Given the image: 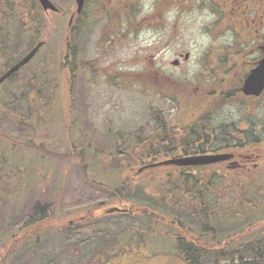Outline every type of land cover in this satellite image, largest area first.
Instances as JSON below:
<instances>
[{
	"label": "rangeland",
	"instance_id": "obj_1",
	"mask_svg": "<svg viewBox=\"0 0 264 264\" xmlns=\"http://www.w3.org/2000/svg\"><path fill=\"white\" fill-rule=\"evenodd\" d=\"M17 1L24 12L28 1ZM51 1L61 14L42 11L38 40L33 23L20 38L9 36L5 52L0 47L1 75L37 41H46L17 78L0 87V264H70L76 258L81 264L105 259L109 264H168L169 222L193 209L182 199L184 183L165 182L163 169L139 171L161 161L169 149L156 137L159 111H170L164 114L167 119L175 117L171 103L156 96L155 87L168 81H157L155 71L198 86L195 75L201 71L195 65L176 70L172 63L186 53L190 62L208 60L210 38L202 31L206 23L180 21L175 29L170 13L160 21L157 0H117L119 7L86 6L69 27L76 0ZM100 7L115 16L112 22L97 14ZM79 26L84 29L76 42L72 30ZM81 61L87 70L79 80ZM92 62L98 70L88 65ZM29 78L32 90L26 95ZM191 172L196 176L203 171ZM259 172L199 185L212 203L238 208L241 216L230 220L239 225L252 218L243 195L261 197L258 210L264 213V168ZM168 188L175 189L173 198L166 197ZM178 199L181 207L174 209ZM37 204V223H24ZM129 207L132 213L114 210ZM256 215L253 229L238 232L245 241L263 237L264 215ZM75 225L79 237L90 240L81 249L67 241ZM105 244V256L96 261L93 256ZM138 251L143 257L135 260ZM155 254V260L147 259Z\"/></svg>",
	"mask_w": 264,
	"mask_h": 264
},
{
	"label": "flooded vegetation",
	"instance_id": "obj_2",
	"mask_svg": "<svg viewBox=\"0 0 264 264\" xmlns=\"http://www.w3.org/2000/svg\"><path fill=\"white\" fill-rule=\"evenodd\" d=\"M115 1L86 0L85 6L111 5ZM157 1L160 21L164 20V14L170 13L175 29L180 21H205L202 31L210 38V45L206 61H186L181 54L180 59L172 63L176 70L195 65L201 71L195 75L201 81L196 87L155 71L157 81H168L161 89L155 87L156 96L160 101H169L175 111L171 119L164 115L170 111H159L156 137L176 150L214 149L232 155L229 161L215 165L177 167L174 179L223 181L258 175L264 168V88L253 95L244 91L253 72L264 61V0ZM113 6L119 7L117 3ZM95 64L88 65L95 68ZM79 70V80H82V72L87 69L81 66ZM20 71L7 81L16 79ZM146 76L147 73L142 75ZM257 80H264V71ZM31 90L29 78L25 94ZM184 113L189 118H181ZM194 169L203 172L194 176L191 172Z\"/></svg>",
	"mask_w": 264,
	"mask_h": 264
},
{
	"label": "trees",
	"instance_id": "obj_3",
	"mask_svg": "<svg viewBox=\"0 0 264 264\" xmlns=\"http://www.w3.org/2000/svg\"><path fill=\"white\" fill-rule=\"evenodd\" d=\"M27 1L29 6H27L26 10L22 12L19 9L21 4L17 3V0H0V47L3 48V52H5V48L8 46L7 41L11 34H15L18 38H20L26 30L29 28L33 29V23L34 30L36 32L34 39L38 40L40 37V26L42 25L44 19L42 10L36 0ZM100 8L101 10L97 14L105 18L107 17V19L111 21V13L106 12L105 7ZM83 29L84 28L82 26H79L78 28L75 27L72 30L74 41H76V39L81 35ZM27 36L28 35L25 37L26 41ZM18 40L20 41L21 39ZM19 44L20 43H18V48L15 47L14 49L16 50V53L19 51ZM29 44L30 43L27 41V44L25 43V47H28ZM1 54L2 51L0 50V55ZM5 61L8 63L9 58ZM7 65H9V63ZM159 145L165 146V143L160 142ZM166 145L169 149L167 151L165 150V155H163L164 158L161 161L169 159L177 153L183 154L186 157H195L196 155L206 156L205 158H209L208 160L210 161L217 160L221 155V151L214 149H180L179 151H176V149L170 147L169 143ZM25 147L31 148L32 145L26 144ZM33 149L40 151L37 147H33ZM165 167L161 172V174H163L161 179L165 182L184 183L185 189L182 199L186 206L193 209L192 213H187V215L184 213L181 217H178L176 221L171 220L169 222V225L173 230V234L171 239H169L172 241V245L170 246V257L167 260L168 264H174L173 262L175 260H177L180 264H264V234L262 238L255 237L252 241H245L244 239L246 237H243V234L238 233L243 230H249L250 227L253 229L252 225L254 221L259 219L258 215H256L257 213L264 215V213L258 210L262 209L263 206L261 197L255 194L249 196L248 199V197L243 195L241 191L237 193L238 198H241L243 195L242 203H244L245 208L250 210L248 213L252 217L248 221H243L237 225V223H233L230 219L239 217L238 213L240 214V211L237 210L238 208L235 207L236 210L231 211L217 202L212 203V201L208 198V195L205 192H202L204 187L200 188L201 186L199 185V182L196 180L182 181L174 179V170L169 171ZM154 178L157 179V177ZM189 182H191V186L188 185ZM174 191L175 189L173 188L166 189V197L173 198ZM179 199L175 201V204L177 205L174 204V209L181 207ZM162 200L164 202L166 199L164 198ZM245 203H247L246 206ZM254 207H256L257 213L252 210ZM129 209H131V207H129ZM39 211L40 206L37 204L34 209V215L28 220H25L24 223L36 224L38 219L35 214H39ZM250 221L253 222L251 223ZM246 227L248 229H245ZM79 229V225H75V227L71 228V231L68 233L67 241L72 243L70 247L76 248L77 246L78 249H81L89 243V239H81L79 237ZM75 241L79 242L74 244ZM105 246L106 244L97 251V253L93 256V259L98 261V259L102 256H105ZM174 249L176 250L175 254L173 251ZM142 254V251H138L135 255H133L134 259H140V255ZM10 255L11 253L8 256ZM119 256L123 257L124 252ZM155 256L157 257L155 254L151 257H147V259H154ZM81 263L82 262L76 258L70 264ZM94 264H97V262H94ZM100 264H109V260L105 259Z\"/></svg>",
	"mask_w": 264,
	"mask_h": 264
},
{
	"label": "water",
	"instance_id": "obj_4",
	"mask_svg": "<svg viewBox=\"0 0 264 264\" xmlns=\"http://www.w3.org/2000/svg\"><path fill=\"white\" fill-rule=\"evenodd\" d=\"M45 13H59L60 10L50 1V0H37ZM85 0H76L77 4V14H80L83 10ZM73 20V18H72ZM71 20V23H72ZM44 42L38 43L28 54L25 56L21 61L15 64L9 71H7L1 78H0V85L7 80L12 74L17 72L22 66L28 64L38 53V51L44 46ZM188 55L186 56V60L188 59ZM264 71V61L262 62L261 66L258 70L253 72V75L250 77L246 87L245 93L248 95L259 94L260 90L264 88V80L262 82H258L257 76ZM209 159V158H208ZM207 158H179V159H172L168 162L169 165H178V166H196L199 164H207L211 162L218 161H210Z\"/></svg>",
	"mask_w": 264,
	"mask_h": 264
},
{
	"label": "bare ground",
	"instance_id": "obj_5",
	"mask_svg": "<svg viewBox=\"0 0 264 264\" xmlns=\"http://www.w3.org/2000/svg\"><path fill=\"white\" fill-rule=\"evenodd\" d=\"M235 143V142H234Z\"/></svg>",
	"mask_w": 264,
	"mask_h": 264
}]
</instances>
